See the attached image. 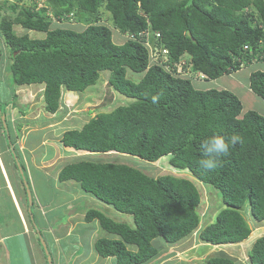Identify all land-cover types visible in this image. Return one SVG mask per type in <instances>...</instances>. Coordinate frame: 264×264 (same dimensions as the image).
I'll use <instances>...</instances> for the list:
<instances>
[{"label":"trees","instance_id":"16d2710c","mask_svg":"<svg viewBox=\"0 0 264 264\" xmlns=\"http://www.w3.org/2000/svg\"><path fill=\"white\" fill-rule=\"evenodd\" d=\"M40 1L42 8L31 0L0 4V40L12 83L42 84L44 111L53 115L62 87L82 94L108 72L109 88L129 101L64 132L61 144L148 162L165 157L169 171L153 178L125 164L86 159L61 168L59 182L78 183L103 207L86 210L84 217L97 220L111 236L95 242L97 254L114 264H147L161 254L152 245L156 238L175 245L196 233L214 249L246 241L251 229L245 215L264 221V116L242 113L239 96L230 91L195 88L194 76L181 77L178 65L186 58L182 69L203 75L206 82L263 63L264 0ZM105 13L120 35L133 39L115 44L109 28L93 24ZM76 18L88 26L63 28ZM15 25L44 37L17 36ZM143 31L159 34L151 39L150 53L139 42ZM128 70L143 74L138 83L126 77ZM249 88L264 101V71L250 74ZM5 127L7 113L0 105V130ZM184 171L191 180L178 175ZM193 181L215 189L224 205L205 225ZM104 207L131 222L114 220ZM246 257L248 264H264V235L253 240ZM205 264L236 263L224 253Z\"/></svg>","mask_w":264,"mask_h":264},{"label":"crops","instance_id":"0c3cea01","mask_svg":"<svg viewBox=\"0 0 264 264\" xmlns=\"http://www.w3.org/2000/svg\"><path fill=\"white\" fill-rule=\"evenodd\" d=\"M250 66H253V69L247 73L246 88L248 92H251L249 88L250 74L257 70L264 71V62H256ZM224 77L214 80L212 85L216 86L217 90H227L237 95L235 87L244 85L242 79L232 77L225 81L223 80ZM10 83L13 84L11 81ZM6 85H8L6 78L0 79V92L6 90ZM38 86H42V90L37 93L40 94L38 100L41 99L44 106L42 84L30 86H15L13 84L11 87L9 86L10 93L4 96L6 109L12 106L13 100L16 99V95L14 92L12 93L13 88L17 90L21 87ZM15 93L17 92L15 91ZM65 93H68L69 96L75 94L68 91H64V95ZM45 113H43L44 117L48 114L44 115ZM15 114H18L21 122L23 121L21 128L18 129L24 132L25 128L29 127V123L24 122L27 114L22 115L18 110ZM53 115L44 122L45 124L40 123L42 128L47 131H41L43 136L41 142L36 141L37 143L29 144L35 145V147L20 143L17 147L15 142L0 132V264H114L113 258L100 257L94 248V244L99 238L111 239V236L100 228L97 220L91 222L84 220L86 210L91 209L98 201L91 194L81 191L78 183L58 181L61 168L68 164V161L64 162V158H66L64 155L67 152V154H73V152L81 151L72 149V152L71 148L63 147L61 142L55 139L56 134L61 137L64 132L75 128H61L67 124V120L60 122L64 117L56 120L53 119ZM60 123L59 129H56ZM35 127L37 126L29 128ZM7 133L10 134L9 131ZM30 133H33L35 138L41 136V133L32 130ZM10 136L12 137L13 134L11 133ZM22 146L26 147L24 152L28 149L32 153L25 160L22 156L23 160H19L18 151L21 150ZM39 149H43V152L46 149L50 158L36 159L33 152ZM12 154H15L17 158L13 157ZM73 159H77L76 156ZM32 166L45 177L44 186H41L31 174ZM27 188L29 192H27ZM82 202L85 203V207L80 208ZM3 204L5 205L3 206ZM97 207L103 208L99 203ZM104 209L116 221H130L128 216L113 212L106 207ZM152 245L161 254L147 264H156L157 259L164 255L165 249L175 248V245H167L161 238L154 239ZM210 247L214 248V246ZM238 257H236L237 260H240ZM171 258L177 259L175 256Z\"/></svg>","mask_w":264,"mask_h":264},{"label":"rangeland","instance_id":"374dc122","mask_svg":"<svg viewBox=\"0 0 264 264\" xmlns=\"http://www.w3.org/2000/svg\"><path fill=\"white\" fill-rule=\"evenodd\" d=\"M0 14H4V12H1ZM77 14H78L77 17H80V18L83 17L82 14H79V13ZM101 18H102L101 24L105 26L109 25L110 27L112 31L113 42L115 44H122L125 39L122 37V35H120L114 29L112 25H110L108 14L107 13H105L104 15L102 14ZM80 25L81 24L79 23L77 25L67 24L65 26L73 28V29H76V28L78 29V26ZM13 30L17 36H21L24 33V31H20V30H24L20 26L13 27ZM28 35L29 37L33 39H39V38L44 37V33H39V32H34V31H28ZM0 50H1L0 79L3 80L4 78H6V82L8 81V85H6V90L4 92H0V105H2L3 109L7 113V127L8 128L5 127L1 129L0 132L3 133L4 136L6 135L7 131H9L10 134L12 133L13 134L12 137L8 133V139H11L13 142H15V145L17 147L19 143L22 145L25 144V146L35 147V145H29V144L37 143L36 141L41 142L43 139L41 131H47L42 128V125H40V123L45 124L44 122L48 121L52 117L51 115H48L47 113L44 114V115L47 114L46 117L43 116V113L45 112L44 106H43L41 99L38 100V97L40 94H37L42 90V86L41 87L39 86L31 87V88L21 87V88H17V90L16 88H13L12 93L14 92V94L16 95V99L13 100V105L9 106L8 109H6V105H4V96L10 93L9 86L11 87L13 84L11 85L10 83L11 80L8 77L9 68H10V60L8 58L7 49L4 47L2 40H0ZM252 67L250 65L243 66L240 70L232 73L230 76H225L223 80L228 81L232 77H240L242 81L244 82V85L235 87V89H236L237 95L239 96V99L241 100L242 113L252 110L264 116V101L258 96H256L255 94L248 92L246 88L247 73L252 71L253 69ZM179 69H181V65H178V70ZM183 71H184V74L182 77H185L187 75L189 77L193 76L191 75V73H189L190 72L189 69H186V70L183 69ZM142 76H143L142 73L138 74V73L128 70L126 77L130 79L131 81H133L134 83H138L140 79L142 78ZM108 79H109V73L102 72L100 74L99 80L96 83V85L88 88L82 94H74V95L69 96L68 93H65L64 95V91H63V94L61 97L63 102H61L60 108L57 111V113L53 115V119L57 120L59 118L64 117L62 121L60 122H63L66 119L67 120L66 125H69V126L64 125V126H61V128L70 127V128L79 129L82 127L84 123H86L90 118H92L96 114L106 113V112L113 110L119 105L126 104V102H128L129 100H125L127 98L120 96L115 91H113L111 88H109ZM196 79L198 81L193 82V85L195 86V88L199 90H206L212 86H213L212 88L217 89L216 86L212 85L213 83H211L210 81L200 82L201 79L199 78H196ZM15 91L17 93H15ZM36 94H37V97H36ZM17 110L20 111L21 114H25V113L27 114V117L24 120V122L29 123V127H33V126H37V127L31 129L27 126L28 129L25 128L26 130L24 132L20 131L18 128H21L23 121L21 122L18 114H15ZM30 111L31 113H29ZM19 122L21 123L19 124ZM59 125H61V123L58 124L56 129H59ZM16 127H17V130H16ZM30 130H32L33 132L41 133V136L35 138L34 134L30 133ZM61 137L58 134L55 135V139L58 140V142H60L59 140H61ZM25 146H22L21 150L18 151V154H20L19 160L20 159L23 160V158L25 160V158L27 157L29 158V156L32 155V153L29 152L28 149H26V151L24 152L25 150L24 148H26ZM71 151L73 152L72 149ZM33 153L35 154L36 159H41V158L49 159L50 158V154L46 151V149L44 152H43V149H39L38 151L34 150ZM67 153L64 155L66 156V158H64V162L68 161V163L75 162L80 159H86V160H92V161L115 162L119 164H125L133 168H137L140 171H142L144 174L150 177H153V178H156L157 176H160L161 174H165L169 172L168 169L166 170V168L164 167L158 168L157 163L148 164V163L138 160L137 158L126 156V155H118V154L101 155L98 153H90V152H82V151L77 152V153L73 152V154L71 153L67 154ZM74 156H76L77 159H73ZM163 161L166 162V160H163ZM31 174L38 180L41 186L45 185L44 184L45 177L40 172L36 171L33 166L31 167ZM171 174H175V173L171 171ZM178 175L185 176L187 179L191 178L189 175H186L183 173L178 174ZM193 182L195 183L197 189L199 190L201 194V203L199 205L198 211L201 215L204 214V216H202L201 224L205 225V224H208V222H212L214 220L217 212L220 209H222L224 205L222 204L220 194L215 189H213L212 187L208 185L201 184L197 181H193ZM97 204L93 205L92 208L94 209L98 208ZM4 205L5 204H3V206ZM81 207H85L84 202L81 203L80 208ZM7 216H9V214H7ZM245 216H246L248 225L251 229V235L246 241L242 243H238V244H233L229 246L228 248L223 247V246H215L216 248L214 249L213 247H210L208 245H204V243H201L197 239L196 233H194L191 236L184 239L183 241H181L180 243L175 244L174 249L172 248L165 249V253H163L164 255L160 259H157V261L159 262L156 261V264L157 263L158 264H205L206 260L209 259L210 257H213L215 255L216 256L223 255L224 253L229 255V257L233 255L231 256V258L235 261L236 264H248L246 261L247 260L246 254H248V250L253 240L261 235H264V221L260 223L254 222V220L250 216V213L246 214ZM128 219L130 218L128 217ZM130 222H131V219H130ZM198 242H200L201 244H199ZM194 244L195 246H193ZM232 250H235V251L232 252ZM246 250H247V253H246ZM174 256L177 259L171 258ZM237 256H239L238 258L240 260H237L236 258Z\"/></svg>","mask_w":264,"mask_h":264},{"label":"clouds","instance_id":"9594fccd","mask_svg":"<svg viewBox=\"0 0 264 264\" xmlns=\"http://www.w3.org/2000/svg\"><path fill=\"white\" fill-rule=\"evenodd\" d=\"M2 1H4V0H0V4L2 3ZM9 1H12V0H9ZM33 3H37V0H31ZM35 3V4H36ZM79 18V17H78ZM77 19V18H76ZM77 21L78 22H76L75 20L74 21H72V22H70V23H64V25H63V28H69V29H72V30H76V29H73V28H70V27H66L65 25H67V24H70V25H73V24H75V25H77V24H81L80 26H78V29H84V28H86L88 25H85V24H87L85 21H83V20H79V19H77ZM94 25H103V24H101V21H97L96 23H93ZM110 25H112L111 23H110ZM16 26H18V25H16ZM103 26H105V25H103ZM113 26V25H112ZM105 27H107V28H109L110 29V27H109V25H106ZM23 29V28H22ZM114 29L117 31V29L114 27ZM111 30V29H110ZM24 31H26V33L25 34H28V30H25L24 29ZM118 32V31H117ZM122 35V37L125 39L124 41H126V40H128V39H133V36H132V34H128V33H125V34H121ZM155 36V38H157L158 36H159V34L158 33H150L149 31H143V32H140L139 33V42L141 43V44H143L145 47H146V49L149 51V53L153 50V48H154V44L152 43V41H151V39ZM158 35V36H157ZM147 43V44H146ZM162 53L164 54V55H166L167 54V50H165V49H163L162 50ZM186 58H184L183 59V62H182V64H180L181 65V71L180 72H178L179 73V75L182 77L183 76V74H184V71H183V69H182V66L183 65H185V62H186ZM243 67V66H242ZM241 67V68H242ZM240 68V69H241ZM239 69V70H240ZM180 70V69H179ZM178 70V71H179ZM238 71V70H237ZM237 71H234V72H237ZM234 72H231V73H229V74H224L223 76H230L232 73H234ZM193 76H194V78L196 79V78H199V79H201L200 80V82L201 81H204L203 79H204V76L203 75H201V74H193V73H191ZM222 77V76H221ZM193 81V80H192ZM196 81H198L197 79H196ZM211 83L214 81V80H209ZM194 82V81H193ZM206 82H208V81H206ZM63 91H66L67 92V90L66 89H64L63 87L61 88V97H62V94H63ZM69 92V91H68ZM83 152V151H82ZM111 154H116V153H111ZM126 156H128V155H126ZM131 157V156H130ZM135 158V157H134ZM138 160H140V161H142V162H145V163H148V164H154V163H157L158 165H157V167L158 168H162V167H166L165 166V164L164 163H162L163 162V160L165 159V157L164 158H162V159H159V160H157V161H154V162H148V161H145V160H142V159H140V158H137ZM183 174H186L187 172L186 171H184V172H182ZM181 173V174H182ZM262 236V235H261ZM260 237V236H259ZM258 238V237H257Z\"/></svg>","mask_w":264,"mask_h":264},{"label":"built area","instance_id":"2783aa9c","mask_svg":"<svg viewBox=\"0 0 264 264\" xmlns=\"http://www.w3.org/2000/svg\"><path fill=\"white\" fill-rule=\"evenodd\" d=\"M37 7L38 8H42V7H44V4H42V2L40 1V0H37ZM158 36V35H157ZM147 44V43H146ZM245 49H246V47H245ZM181 71V69L178 71V72H180Z\"/></svg>","mask_w":264,"mask_h":264}]
</instances>
